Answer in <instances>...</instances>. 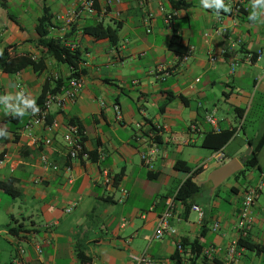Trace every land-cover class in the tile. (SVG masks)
Wrapping results in <instances>:
<instances>
[{"label": "crops", "instance_id": "obj_1", "mask_svg": "<svg viewBox=\"0 0 264 264\" xmlns=\"http://www.w3.org/2000/svg\"><path fill=\"white\" fill-rule=\"evenodd\" d=\"M71 1L0 0V53L6 45L19 43V53L42 55L33 40L45 4L52 14L49 34L81 51L84 80L74 100L62 110H50L49 120L57 119L61 126L46 146L41 141L32 144L21 133L31 111L6 120L12 114L3 98L21 107L16 99L20 93L36 101L45 80L65 77L69 68L46 57L41 71L30 66L13 74L0 70V182H8L16 192L13 196L0 187V264L12 263L18 245L25 250L21 257L25 264H134L132 256L141 252L155 264H176L173 255L182 256L177 244L183 239H199L203 249H222L214 258L200 255L194 264H221L223 250L236 234L242 198L254 186L261 190L252 204L247 239L264 243V23L248 19L251 1L246 10H221L218 15L214 8H204L201 0H182L186 5L179 8L169 0H143V5L139 0H113L110 12L102 15L99 10L105 0H95L96 14H84L68 25L57 17ZM160 5L175 12L171 29ZM148 11L153 16L146 21ZM98 22L118 26L115 43L83 31ZM217 28L224 31L218 33ZM175 45L193 50L183 60ZM258 49L262 50L259 58L245 60L247 53ZM234 59L238 65L230 71ZM210 112L220 129L236 127L221 149L225 157L249 158L252 149L260 148L257 165L241 182L221 186L223 180L212 189L207 177L201 178L205 167L201 170L196 177L201 191L191 198L203 210L199 222L194 210L185 212L183 203L174 199L188 175L176 164L184 162L191 169L206 164L201 142L212 130L205 121ZM72 118L83 129L85 149L95 152V157L71 161L73 180L68 182L62 169L43 166L40 155L46 154L59 168L64 166L68 158L62 134ZM190 124L196 129L191 130ZM151 126L163 127L153 170L140 156L149 145L144 130ZM35 132L40 139L49 136L41 127ZM103 169L112 177V186L102 184ZM120 188L127 190L122 202L117 201ZM199 197L206 201L200 202ZM170 199L174 201L170 229L154 238L158 217ZM215 223L218 228L212 230ZM34 242L40 245V253ZM237 264H264V251L242 247Z\"/></svg>", "mask_w": 264, "mask_h": 264}, {"label": "built area", "instance_id": "obj_2", "mask_svg": "<svg viewBox=\"0 0 264 264\" xmlns=\"http://www.w3.org/2000/svg\"><path fill=\"white\" fill-rule=\"evenodd\" d=\"M251 0H236L234 2H225L230 5L233 12H241L242 10H246V4ZM114 2L118 3L119 0H114ZM113 4V0H105L104 5L99 10L100 14L104 15L110 12V8ZM139 5H143V0H139ZM159 10L164 12V22L171 29V21L175 15L174 10H165L162 5L159 6ZM98 9L95 5V0H72L70 7L65 11L63 15H59L57 18H61L64 20L66 24H72L81 18L84 14H96ZM115 15L118 17V12H115ZM153 13L151 11L146 12L145 20H149L152 18ZM149 31V29L147 30ZM216 31L221 33L224 31L223 28H217ZM75 47L74 45H71ZM193 48H187L186 52L179 58L186 59L188 55L192 52ZM262 54V50L258 49L255 52H249L245 56V60L251 62L255 58H259ZM217 56L211 55L210 59L212 61L216 60ZM238 65V60L234 59L230 64V71H233ZM54 78H57L56 76ZM83 78L81 76L71 77L66 86L61 88V91L58 93H49L43 104L38 107L39 111L36 113L31 112L30 118L26 121L24 126L21 129V133L26 135L28 140L32 144H36L39 141L42 144L49 146L52 143L51 135L57 131V129L61 126V122L57 119L49 120V114L52 107H55L58 110H62L64 106L74 100L82 88ZM114 110L116 111L117 116H120V110L117 105H114ZM205 121L211 126L213 131H220L218 120L216 116L210 112L205 115ZM44 128L49 136L40 139V137L36 134V128ZM141 125H138L140 128ZM189 128L191 130H195V124H190ZM163 127H156L153 130H150L147 134V138L149 141V145L147 148L141 151L140 156L142 163L150 170L155 168L156 157L160 152V147L158 142L153 140L154 136H160ZM63 142L66 148V156L68 161L64 164L62 168L56 163L50 162L46 154L40 155V162L43 166H48L52 170H63L67 176V181L72 182L73 177L71 175V161L73 160H89L88 151L85 149L84 142L81 139V133L76 125L71 123H66L65 130L62 134ZM225 157V154L219 150L213 154V158L221 161ZM1 162V160H0ZM102 184L107 186H112V177L108 173L107 170H102ZM36 181H39L36 180ZM261 190V186H254L248 188L246 193L244 194L241 201V209L236 219V234L231 238V240L226 245L223 250V259L221 264H237V259L241 254V248L238 247L239 238H245L248 235L251 223H252V204L254 203L255 198L258 196ZM120 196L117 198L118 202L124 201L127 196V190L124 188H120ZM174 201L170 199L166 203V208L162 211V213L158 217L156 229L154 231V238H160L164 232V230H169V218L172 216ZM191 209L197 213L198 221L200 222L203 219V210L197 204H192ZM66 211H70V208L66 209ZM51 225V224H50ZM218 223H215L212 227V230H216L218 228ZM35 250L40 253L41 247L37 242L33 244ZM177 249L179 251H183V247L180 243L177 244ZM222 249L216 246H209L202 250V255L207 256L209 258H214L217 253L221 252ZM25 250L22 246L18 245L16 248V256L12 260V264H25L21 257L24 254ZM134 260V264H155L152 258L148 257L145 252H141L139 254H135L132 256Z\"/></svg>", "mask_w": 264, "mask_h": 264}, {"label": "trees", "instance_id": "obj_3", "mask_svg": "<svg viewBox=\"0 0 264 264\" xmlns=\"http://www.w3.org/2000/svg\"><path fill=\"white\" fill-rule=\"evenodd\" d=\"M169 2L173 8L184 7L186 5L184 2H182V0H169ZM51 19L52 14L49 12L47 6L43 4L42 15L38 18V22L35 26L37 38L33 40L34 44L41 49L42 55L39 58H34L29 53H19L17 50L19 43L6 45L0 53V70L8 74L16 73L28 66L32 67L35 71H41L45 67L46 57H51L55 61L65 64L69 68L70 73L67 76H59L57 78L52 77L51 79L45 80L42 89L35 101V104L38 107L43 104L49 93L60 92L61 88L66 86L68 80L71 77L80 76L83 73V69L80 67V62L82 60L81 51L79 48L73 47L71 44H67L65 40L53 37L49 34L48 29ZM83 31L89 35H92L96 39L108 38L112 43H115L117 40L118 26L111 27L98 22L85 26ZM172 47H174L173 49L177 50L178 57H181L187 50L185 47H180L178 45ZM26 110L31 111V109ZM15 118L18 117L10 115L6 118V120L13 121ZM68 123L74 124L78 127L79 132L81 133V139L83 142H85V136L80 123L73 118L70 119V122ZM153 129H155L153 126L149 127V130H144V134L147 135L148 132ZM235 131L236 127L220 129L218 132L211 130L204 135L201 145L210 149L212 152H217L230 141V139L235 134ZM153 140L159 143L161 141V136H154ZM259 148L260 147L252 149L251 157L246 159L242 169L236 172L234 176H239L241 173H243L245 167H254L257 165L256 153ZM88 154L90 159L95 157V152L88 151ZM176 166L188 173L187 177L180 183L174 194V199H178L183 203L184 211L186 212L189 208H191V198L201 191L202 187L198 185L196 177L205 167V163L196 166L194 169L186 166L184 162L180 165L176 164ZM0 187H3L13 196L16 195L15 190H13L8 182H0ZM9 231L14 232L15 229L13 227H9ZM202 235L203 233L200 235V237ZM247 238L248 237L239 238V248L244 247L257 253L264 251V243L253 244L250 243ZM180 244L183 247V254L182 256H179L177 253L173 255V260L176 261V264H194L195 260L200 255H202L203 247L199 244V239H194L192 241L183 239L181 240Z\"/></svg>", "mask_w": 264, "mask_h": 264}, {"label": "clouds", "instance_id": "obj_4", "mask_svg": "<svg viewBox=\"0 0 264 264\" xmlns=\"http://www.w3.org/2000/svg\"><path fill=\"white\" fill-rule=\"evenodd\" d=\"M201 4L204 8H214L218 15L220 14L221 10L224 13H229L232 11L230 5L225 4L224 0H201ZM251 8L252 11L248 16V19L252 22L264 23V19H260L261 16H264V0H251ZM8 99L10 98H3V102L6 109H8L14 117H23L25 115L26 109H31L32 113L39 111L35 101L24 98L23 93L18 94L16 98L22 102V107L19 105L14 106L12 104H8Z\"/></svg>", "mask_w": 264, "mask_h": 264}, {"label": "water", "instance_id": "obj_5", "mask_svg": "<svg viewBox=\"0 0 264 264\" xmlns=\"http://www.w3.org/2000/svg\"><path fill=\"white\" fill-rule=\"evenodd\" d=\"M246 156L233 157L212 170L205 181L212 183V189L217 187L227 177L240 171L246 161Z\"/></svg>", "mask_w": 264, "mask_h": 264}, {"label": "rangeland", "instance_id": "obj_6", "mask_svg": "<svg viewBox=\"0 0 264 264\" xmlns=\"http://www.w3.org/2000/svg\"><path fill=\"white\" fill-rule=\"evenodd\" d=\"M260 111V109H258ZM247 120H249V118H247ZM202 156L205 157L204 161L206 162L205 164V172L201 173V178H206L208 173H206V171L216 165H221L222 163H224L225 161L229 160V157L230 156H226L224 160H217L215 158L212 157V151L208 148H202ZM251 170V167H245L243 173H241L239 176H234V175H231L229 177H227L223 182H222V185L221 186H225L227 184H234L236 181H239L241 182L242 178H243V175L244 174H248ZM207 186L208 188V185L205 184V187ZM241 193H243V190L241 191ZM240 193V195H241ZM200 202H205L206 200L204 198H197Z\"/></svg>", "mask_w": 264, "mask_h": 264}]
</instances>
